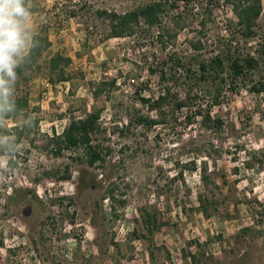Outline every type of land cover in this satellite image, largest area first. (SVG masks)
Returning a JSON list of instances; mask_svg holds the SVG:
<instances>
[{"label":"rangeland","instance_id":"1","mask_svg":"<svg viewBox=\"0 0 264 264\" xmlns=\"http://www.w3.org/2000/svg\"><path fill=\"white\" fill-rule=\"evenodd\" d=\"M26 1L17 63L35 34L51 45L8 85L27 109L0 118V264H264V0L251 36L235 0ZM154 3V26L140 17L132 35L111 36L109 13ZM57 55L67 62L54 72ZM219 55L228 82L215 105L216 72L200 65ZM248 56L258 65L235 80L228 59ZM175 65L186 84L175 93L192 86L221 126L186 110L138 123L160 119L141 98L155 100ZM95 112L101 159L90 165L83 146L57 138Z\"/></svg>","mask_w":264,"mask_h":264},{"label":"trees","instance_id":"2","mask_svg":"<svg viewBox=\"0 0 264 264\" xmlns=\"http://www.w3.org/2000/svg\"><path fill=\"white\" fill-rule=\"evenodd\" d=\"M227 3H233L234 0H226ZM27 4V1H26ZM234 6L236 7V14L240 25L244 28L245 34L251 36L254 34L253 28L261 16V7L258 0H254L253 4H249V0H235ZM162 5L160 3H154L147 5L146 7L132 12L118 15L116 13H109L108 17L111 19V36L112 37H125L132 35L134 33V23H137L140 17H144L146 22L150 26H154L158 21V15L161 11ZM102 14H107L103 12ZM50 41L47 37H42L40 34H35L31 39V45L28 53L23 57L22 61L17 63L14 68L15 78L22 76L25 72L31 71L35 63L42 57L43 52L50 46ZM229 71L231 77L236 80L247 72V70L254 69L258 65V61L252 57L248 56L244 59V64H241V59L229 58ZM66 63L67 61L60 55L54 56L50 59V70L56 71L60 68L61 62ZM175 64V62H174ZM176 68H171V72L166 70H161L159 79L162 86L161 91L155 100H149L147 98H141L143 102L152 112H157L160 116L159 118H152L150 116H141L139 118V124H148L149 126H157L165 123L164 118L170 117L171 121H176L177 115L183 114V111H189L193 116L201 117V124L204 127H219L223 124L222 120L212 116L211 110L205 108L199 102H197L196 97L192 96L193 89L187 88L186 97H179V93H175L174 88L176 86L186 85L185 82L178 83V66ZM213 70L216 72V77L219 81L220 88L217 89L218 94L215 98V105L219 104L220 96L222 95L223 88L227 85V78L223 75L225 74V61L221 55L217 56L212 60V64L207 65L204 62L200 65V72L202 75ZM152 73H156L155 70H151ZM181 76V75H180ZM13 79V80H14ZM11 80L10 83L13 81ZM59 80H66L63 74L59 77ZM9 83V84H10ZM174 85V86H173ZM176 85V86H175ZM28 107V99L24 96H13L8 92L5 100L2 103V111H0V118L10 119L15 117H20ZM189 115L186 116L188 118ZM100 119V113H90L86 118L72 121L67 129L64 130L63 136L57 139L60 145L67 150L74 148H79L83 146L86 150L87 161L90 165L95 164L101 159L99 151L92 145L93 136L98 130V121ZM190 120V119H189ZM12 166L16 164L10 160ZM69 179V178H68ZM17 195L14 192V196ZM146 230L153 233V227H151V215H149L146 220ZM195 259V256H194Z\"/></svg>","mask_w":264,"mask_h":264},{"label":"clouds","instance_id":"3","mask_svg":"<svg viewBox=\"0 0 264 264\" xmlns=\"http://www.w3.org/2000/svg\"><path fill=\"white\" fill-rule=\"evenodd\" d=\"M29 16L26 0H0V111L15 78L17 58L26 46L23 23Z\"/></svg>","mask_w":264,"mask_h":264}]
</instances>
